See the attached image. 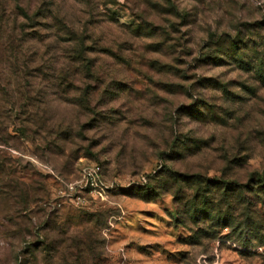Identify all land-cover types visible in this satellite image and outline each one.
<instances>
[{
    "label": "rangeland",
    "instance_id": "1",
    "mask_svg": "<svg viewBox=\"0 0 264 264\" xmlns=\"http://www.w3.org/2000/svg\"><path fill=\"white\" fill-rule=\"evenodd\" d=\"M0 264H264V0H0Z\"/></svg>",
    "mask_w": 264,
    "mask_h": 264
},
{
    "label": "built area",
    "instance_id": "2",
    "mask_svg": "<svg viewBox=\"0 0 264 264\" xmlns=\"http://www.w3.org/2000/svg\"><path fill=\"white\" fill-rule=\"evenodd\" d=\"M100 174V167L98 165L87 166L84 168L79 181L69 182L66 186L69 190H75L76 185H79V187L88 188L90 192H94L100 197H103L104 189L100 185ZM79 198L77 196V199Z\"/></svg>",
    "mask_w": 264,
    "mask_h": 264
},
{
    "label": "trees",
    "instance_id": "3",
    "mask_svg": "<svg viewBox=\"0 0 264 264\" xmlns=\"http://www.w3.org/2000/svg\"><path fill=\"white\" fill-rule=\"evenodd\" d=\"M255 237H256V235H255Z\"/></svg>",
    "mask_w": 264,
    "mask_h": 264
}]
</instances>
